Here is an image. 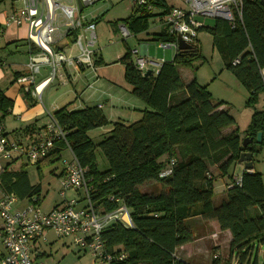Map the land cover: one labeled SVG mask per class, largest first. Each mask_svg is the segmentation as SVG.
Returning <instances> with one entry per match:
<instances>
[{
    "label": "trees",
    "instance_id": "1",
    "mask_svg": "<svg viewBox=\"0 0 264 264\" xmlns=\"http://www.w3.org/2000/svg\"><path fill=\"white\" fill-rule=\"evenodd\" d=\"M150 3L158 8L136 7L134 14L123 19L127 30L135 35L146 31L154 42L174 41L175 36L165 31L147 32L149 20L171 8L165 0ZM240 12L232 21L215 17L213 25L200 30L213 35L224 65L250 93L246 104H252L264 91L260 76L264 68V1L243 0ZM201 52L197 40L190 48L174 53L173 60L162 61L156 73L145 76L147 70L136 68L127 48L120 58L125 81L131 94L146 103L137 120L109 121L98 104L72 109L66 104L52 112L66 138L57 140L55 151L37 163L38 171L59 160L68 143L92 178L95 205L115 209L118 204L108 198L113 195L128 207L131 226L113 222L101 236L105 250L125 255L111 264H195L180 257L178 250L195 238L192 222L197 218L216 221L221 230L231 232L230 252L238 264H258L254 255L260 249L264 253V175L253 165L252 171L243 169L239 182L234 180L240 153L249 150L243 146L245 137L237 126L232 128L234 117L221 108L223 101H213L208 85H200L196 76L187 82L181 79L179 68L193 67L203 57ZM12 105L0 92L1 118L9 114ZM263 113L251 114L247 127L253 162L264 147V136L261 142L256 140L264 130ZM107 125L111 128L99 141L88 134ZM98 152L107 161L104 169L99 167ZM172 160L171 173L161 175ZM214 170L218 173L213 174ZM220 177L231 181H225L226 191L215 203V180ZM0 184L1 190L21 197L40 192V185H31L25 171L1 170ZM147 184L151 188L145 191ZM214 258L212 264H222Z\"/></svg>",
    "mask_w": 264,
    "mask_h": 264
},
{
    "label": "built area",
    "instance_id": "2",
    "mask_svg": "<svg viewBox=\"0 0 264 264\" xmlns=\"http://www.w3.org/2000/svg\"><path fill=\"white\" fill-rule=\"evenodd\" d=\"M96 1L98 0H14L11 11L0 20V43L8 28H20L25 25L28 27L26 34L29 71L17 78V85L25 94H30L41 102L42 91L47 84L56 81L61 85H69L70 78L66 68L75 71L82 67L94 66L93 61H96L98 52L95 44L98 42L96 23L87 19L83 12ZM150 2L151 0H131L130 4L135 8L141 6L153 11L155 6ZM178 2H182L183 6H172L164 14L154 16V21L164 25L167 32L175 36L174 41H160L158 46L164 49L174 48L175 52L179 51V38L189 45L196 42L198 31L204 26L202 18L222 17L232 21L236 14L241 15L243 6V0ZM118 27L122 38L126 39L132 35L125 23ZM131 56L136 68L142 71H146L144 67L148 62L158 67L164 61L146 59L138 48L131 49ZM44 65L49 66L50 70L41 81L37 80V75ZM260 76L264 84V68L261 69ZM48 115L49 121L46 122L39 138L29 145L9 138L3 122H0V171L4 169L3 163L6 160L25 157L30 163H38L55 151V142L61 138L65 139L66 132L56 122L52 113ZM65 148L69 157L63 153L60 156L64 170L59 178V196L63 199L50 210H43L38 194L32 195L24 206L17 208L18 197L14 193L1 190L0 186V242L5 249L0 257V264H48L36 260L33 254L37 240L47 242L48 231H52L57 239H70L76 250L88 252L91 256L90 264H111L112 261H121L125 257L122 253H110L105 250L106 244L101 236L113 222L131 226L132 220L127 205L122 199L112 195L108 198L118 204L115 209L103 210L96 206L91 199L95 186L92 178L87 176V168L81 165L68 143ZM173 163L174 160L163 169L161 175L170 174ZM240 178L241 174L234 180L239 182ZM68 190L82 193L81 200H65Z\"/></svg>",
    "mask_w": 264,
    "mask_h": 264
},
{
    "label": "rangeland",
    "instance_id": "3",
    "mask_svg": "<svg viewBox=\"0 0 264 264\" xmlns=\"http://www.w3.org/2000/svg\"><path fill=\"white\" fill-rule=\"evenodd\" d=\"M12 0H0V13L8 12V8L11 7L10 3ZM170 4L175 6H183L182 2L178 0H168ZM131 0H98L95 3L87 6L84 9V14L89 18L100 17V22L96 25V33L98 35V42L96 48L99 50L98 53L102 54V63H98L93 67H85L83 70H75L74 77L70 83L73 86V92H67V96H60L61 99L67 102L69 100H75L74 90L76 89L77 94L81 96L78 99L79 102L83 100L89 102V104H102L103 112L111 120L121 119L132 122L142 116L141 105H146L143 100L135 97L131 94V86L125 81L124 69L125 65L122 63L120 58L126 52L127 48L137 46L139 48L140 42L135 36H129L126 39L122 38L119 32L118 25L122 24L123 19L131 14L132 6ZM205 25H213V17L202 18ZM149 26L152 28V21L149 20ZM142 33L140 37L145 36ZM139 36V35H138ZM198 39L200 42L201 53L203 57L194 63L193 67H181L180 75L184 81H189L190 78L196 76L200 85H208V91L211 92L213 101H223L225 103L222 108L230 110V113L234 117L236 123L232 128L236 126L240 129V134L244 138L246 137L247 127L251 119V114L255 111L264 110V94L263 92L258 94V99L252 104H246L245 101L249 98V91L246 87L241 84L234 74L226 68L224 65V59L217 52V48L214 46L213 35L207 29H201L198 31ZM149 43V54L148 57L144 56L149 60H170L174 57V48H160L159 42H148ZM12 44H10L11 46ZM13 47V46H12ZM11 48V47H10ZM18 55L24 57L26 55V48L23 46H17ZM13 49V48H12ZM23 54V55H22ZM145 70L151 69L154 73L158 71L157 66L148 62L144 67ZM43 70L40 71L43 73ZM26 74V73H25ZM38 77V75H37ZM40 78V77H38ZM38 80V79H37ZM94 81H97L94 83ZM65 86V85H63ZM122 92L121 95L127 97L126 102L128 104L115 105L111 108L110 101L113 99V92ZM81 94V95H80ZM37 99V98H35ZM133 106V107H132ZM137 106V107H134ZM136 108V109H135ZM140 108V109H139ZM111 125L104 127L94 128L89 131L88 134L94 138L95 141H99L103 136L107 135ZM226 130H230L227 127ZM64 156L69 157L68 151L65 149ZM62 158L57 161H53L48 166H44L41 171H38L35 165L27 164L25 167L32 182L41 183L42 195H45L44 202L41 203L43 210H50V207L58 202L59 190H60V179L56 177V173L62 169ZM98 163L101 169L107 167V161L101 152H98ZM239 169H242L243 163L239 162ZM237 165V166H238ZM254 166L257 170L264 175V147L260 154L254 160ZM244 169V168H243ZM242 172V171H241ZM218 172L214 170L213 174ZM237 172V176H238ZM264 179V177H263ZM215 186V197L214 202L218 203L219 199L223 196L226 191L225 181H231L229 178H218ZM151 188L150 184L143 186V190L147 191ZM83 194L78 193L75 190L66 191L65 200L75 199L81 200ZM63 198L61 197L60 200ZM193 233L195 238L183 245L178 250V255L183 259L195 264H212L214 257L220 259L219 263L222 264H238L237 259L232 257L230 252V236L225 230H221L219 224H210L207 227L202 226L203 222L200 218L194 219ZM209 222V221H207ZM68 239H59L52 246L54 257L43 258L42 261L48 264H53L55 259H60L59 264H90L91 256L89 253L79 257V253L75 250L72 244H69ZM66 242L68 245H66ZM48 252V251H47ZM257 258L258 264H264V253L263 251L256 252L253 258ZM41 261V260H39Z\"/></svg>",
    "mask_w": 264,
    "mask_h": 264
},
{
    "label": "crops",
    "instance_id": "4",
    "mask_svg": "<svg viewBox=\"0 0 264 264\" xmlns=\"http://www.w3.org/2000/svg\"><path fill=\"white\" fill-rule=\"evenodd\" d=\"M167 1L168 0H165V3H167L169 6H171V7L175 6L173 4L168 3ZM13 2H14V0H12V2L10 3L11 7L8 8L9 9L8 12L11 11V8L13 6L12 5ZM155 8H158L157 5L155 6ZM131 9H132V11H131L130 15L134 14L135 11L137 10V8H135V7H132ZM8 12L0 13V20H2V18L6 14H8ZM138 13L139 12H137V14ZM86 17H87V15H86ZM100 17H102V16H97L95 18L87 17V19H90V20L95 19V23H96V25H98V23L100 22V19H101ZM151 21H152L153 26H152V28L149 27L147 32H150V33H156V32L158 33V32H162V31L167 32L166 28H164L165 27L164 25H160L159 23L154 21V19H151ZM204 26H206L205 23H204ZM27 31H28V27L26 25L22 26L20 28H17V27L8 28L6 30V33L4 34L5 36L2 40V42L0 43V92H3L4 95L7 97V99H10L13 103V105L7 111V112H9V114H7L5 116V118H1V116H0V122H3V125L5 126V130L8 134V137L15 139L16 141H18L19 143H21L23 145H29L30 143H33L34 141H36L39 138L42 128L44 127L46 122L49 121V115H48L49 113L54 112L56 109L66 105V104L70 105L69 106L70 109L80 108V107H83L84 105L89 104V102L87 103L84 100L82 102L78 101V99H80L81 96H79L77 94L76 89L74 90L75 100H73V101L69 100L67 102H64L65 100L61 99L60 96H67L68 95L67 92H71V91L73 92V86H71L70 83L72 82V79L75 75L74 74L75 72H73L74 70L71 68L70 69L66 68V70H65V71H67L69 78H70L69 85L66 84L65 86H63L61 84H58V82L53 81L52 83L47 84V86L43 89L42 96H41V98H42L41 102L37 101L35 99V97H33L32 95H30V97L27 98V96L25 95L23 90L20 88V86L17 85L18 84L17 78L20 75H23L29 71L28 66H27V63H28L27 58H28V53H29L28 40H27V34H26ZM142 33L146 34V31L142 32ZM142 33H139L137 35H135L134 33H131L140 42L139 48L137 46H134L132 48H138L141 52V55L148 57V55H147V54H149V43L148 42H151L152 40L149 39L150 36H148V35L142 36V38H141L140 35ZM196 39H198V37ZM198 43H200L199 40H198ZM10 44H12V45L10 46ZM19 45L26 48V51H24V53L26 52L27 57L26 56L22 57L21 55L20 56L18 55L17 46H19ZM101 56H102V54H99L98 52L96 53L95 65L98 63H102V57ZM174 56H175V54H174ZM173 58L170 60H173ZM156 61H158V60H156ZM158 68L159 67H157V69ZM180 68H179V72H181ZM42 69L45 70V71H43V73L40 72V71H42ZM83 69H85V67H82L80 70H83ZM49 70H50L49 66H47V65L42 66L41 70L39 71L40 73L38 74V77H40V78L37 77V79L41 81V79L48 74ZM149 70H151V69H149ZM95 82H97V81H94V83ZM121 94H122V92H119V91L113 92V94H112L113 99L109 102L111 108H114L115 105L119 106V104H124V103L128 104L126 102L127 97H125V95H121ZM98 105H101L102 109H103V107H105V105H102V104H98ZM134 107H137V106H134ZM140 107H141V109L140 108L139 109L142 110L146 106L141 105ZM221 108H222V106H221ZM111 119L112 118L108 117L109 121H113ZM119 119H121V117H119ZM121 120H123V119H121ZM28 126H30V127H28ZM62 153H65V150ZM3 164H4L5 170L7 168L8 170L16 171L18 173L20 171H25L27 173V176L29 175L25 169L27 164H33L38 169L37 163H30L25 157H18V158H15L13 160H6V161H4ZM235 167H236L235 168V174H237V172L241 174V171H243L244 167H242V169H239V170H238V168H240L239 165L235 166ZM63 170H64V166L62 164V169L56 173V177H58V179L62 175L61 173L63 172ZM28 178H29L31 185H40V187H39L40 192L38 195H40V197H41L40 201H41V203H43L44 202L43 200L45 199V195H42L41 183L32 182L29 176H28ZM221 178L223 180L224 177H220V179ZM225 178H224V180H225ZM216 184H217V182H216ZM8 193H14L18 197V201H17L18 203L16 205L17 208H21L22 206H24L30 198V197H21L20 193H16L14 191L8 192ZM60 199L61 198H59L58 202H56L53 205V207L55 205H57L58 203H61ZM51 208L52 207H50V209ZM201 220L203 222L202 226H206V227L210 224L212 225V224L217 223L216 221L207 222L206 220H203V219H201ZM1 226H2V219L0 217V227ZM224 232H228V234L230 236L229 240H231V232H229L228 230L227 231L225 230ZM47 239H48L47 242L37 240L35 245H34L33 254H34L35 259L38 261L42 260L43 258L45 259L46 257H54L55 258V256L53 255V252H52L53 251L52 246L59 239H57V237L55 236V234L52 231L47 232ZM68 240H69L68 241L69 244H71V240L70 239H68ZM64 243L66 245H68L66 242H64ZM182 246H181V248H182ZM260 251H262V249H260ZM4 252H5V249L0 242V257L3 255ZM78 253L80 254L79 257H81V256L87 254L88 252L78 251ZM60 261H61L60 259H57V260L55 259V262H53V264H59Z\"/></svg>",
    "mask_w": 264,
    "mask_h": 264
},
{
    "label": "water",
    "instance_id": "5",
    "mask_svg": "<svg viewBox=\"0 0 264 264\" xmlns=\"http://www.w3.org/2000/svg\"><path fill=\"white\" fill-rule=\"evenodd\" d=\"M81 5L82 4L80 3V5H79L80 6V9L83 8V6H81ZM178 41H179V50L180 51L181 50L188 49V48L191 47V45H189V44L185 43L184 41L180 40V38H179ZM66 42H67V39L65 41H63L64 44ZM149 74H151V70L148 69L145 72V76H148ZM263 136H264V130L263 131L261 130L260 132H258L257 139L256 140L258 142H261ZM242 141H243V146L248 147L249 150L243 151V152L240 153L239 162L240 163H243L242 166L244 167V169L252 170L253 167H254L253 166L254 165V162H253V154H252V151L250 150L252 146L249 145L252 142V138H249L248 139V137H245Z\"/></svg>",
    "mask_w": 264,
    "mask_h": 264
},
{
    "label": "flooded vegetation",
    "instance_id": "6",
    "mask_svg": "<svg viewBox=\"0 0 264 264\" xmlns=\"http://www.w3.org/2000/svg\"><path fill=\"white\" fill-rule=\"evenodd\" d=\"M251 143H252V142H251ZM251 143L249 144L250 146H252V145H251ZM244 151H247V149H246V150H244Z\"/></svg>",
    "mask_w": 264,
    "mask_h": 264
}]
</instances>
